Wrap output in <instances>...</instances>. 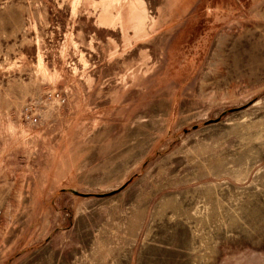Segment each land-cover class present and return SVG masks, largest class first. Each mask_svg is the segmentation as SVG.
Listing matches in <instances>:
<instances>
[{
  "label": "rangeland",
  "instance_id": "rangeland-1",
  "mask_svg": "<svg viewBox=\"0 0 264 264\" xmlns=\"http://www.w3.org/2000/svg\"><path fill=\"white\" fill-rule=\"evenodd\" d=\"M0 264H264V0H0Z\"/></svg>",
  "mask_w": 264,
  "mask_h": 264
},
{
  "label": "water",
  "instance_id": "water-1",
  "mask_svg": "<svg viewBox=\"0 0 264 264\" xmlns=\"http://www.w3.org/2000/svg\"><path fill=\"white\" fill-rule=\"evenodd\" d=\"M242 108H244V107H238V108H232V109H229L230 111H235V110H239V109H242ZM226 112L227 111H224L222 114L224 115V114H226ZM218 120H220V117H218V118H216V119H212V120H209L207 123H209V122H216V121H218ZM73 193H75V194H83V193H80L79 191H76V190H71ZM109 194H112V193H108V194H102L103 196H105V195H109Z\"/></svg>",
  "mask_w": 264,
  "mask_h": 264
}]
</instances>
